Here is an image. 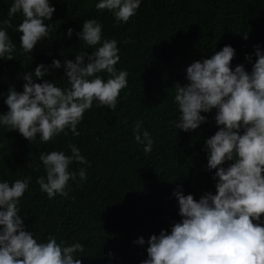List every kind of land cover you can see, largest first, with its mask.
I'll list each match as a JSON object with an SVG mask.
<instances>
[{
	"label": "clouds",
	"instance_id": "1",
	"mask_svg": "<svg viewBox=\"0 0 264 264\" xmlns=\"http://www.w3.org/2000/svg\"><path fill=\"white\" fill-rule=\"evenodd\" d=\"M261 1L219 0L215 14L222 21L227 17L231 23L240 21L241 29L237 25L233 33L221 30L215 16L204 25L188 24L189 33L160 43L168 50L165 55L162 50L149 53L138 64L159 75L165 101L157 117L133 122L135 140L145 153H190L198 162L190 184L186 180L154 198L152 210L161 216L160 224L148 233L123 231L117 236L141 264H264V21L254 23ZM140 3L99 0L95 7L111 12L116 22L127 23ZM54 12L49 0H13L8 16L19 13L23 19L15 28L10 19L2 21L0 58L15 57L8 29L20 34L25 53L41 39L51 40L52 25L45 21H51ZM251 23L254 35L247 42ZM72 32L69 28L67 36ZM77 36L93 51L88 54L87 47L80 48L74 61H64L68 86L43 79L61 67L60 60L53 59L50 66L38 64L33 73L23 75L22 92L9 88L4 100L8 111L0 114V125L18 130L29 142L39 136L46 144L61 133L67 136L66 130L78 136L77 125L94 101L97 107L115 110L128 83L127 71L115 67L120 59L117 41L104 38L97 19L84 20ZM163 64L171 70L166 73ZM105 72L106 80L99 75ZM33 74L42 82H34ZM69 147L71 155L56 150L40 153L45 175L36 183L49 198L57 193L67 196L70 179L87 178L84 168L69 171L73 162L89 160L74 144ZM30 180L0 182V264H81L74 257L84 252L83 244L66 246L54 235L40 242L25 230L19 202ZM214 183L213 193L208 190Z\"/></svg>",
	"mask_w": 264,
	"mask_h": 264
},
{
	"label": "trees",
	"instance_id": "2",
	"mask_svg": "<svg viewBox=\"0 0 264 264\" xmlns=\"http://www.w3.org/2000/svg\"><path fill=\"white\" fill-rule=\"evenodd\" d=\"M218 1L141 0L136 14L127 23H118L108 10L96 9L99 0H49L55 12L52 20L45 23L52 25V39H41L31 53H25L20 46V34L8 29L16 49L13 59L0 58V114L8 111L4 100L9 88L22 92L23 75L33 73L38 64L50 66L53 59L60 60L61 67L50 70L43 79L54 81L62 88L68 86L64 61H74L80 48L87 47L77 36L86 19H97L104 38L117 41L120 59L115 67L128 73L127 86L121 90L115 110L97 107L94 101L77 125L78 136L66 130L67 136L61 133L46 144L39 136L29 142L18 130H7L0 125V182L7 180L11 184L16 179L31 178L20 198L19 214L24 218L25 230L31 231L34 238L46 242L49 235H54L58 243L64 240L66 246L74 242L83 244L84 252L74 257L81 264H141L137 254L133 255L125 244L118 242L117 236L123 231L148 233L160 224L161 216L152 210L154 198L159 192L166 194L180 187L186 180L190 184V175L198 162L190 153L173 155L170 150L145 153L135 140L133 122L142 124L157 117L165 101L159 88V75L150 66L138 64L149 53L162 50L165 55L168 50L160 47V43L189 33L188 24L204 25L215 16L221 22V30L233 33L237 25L241 29L240 21L231 23L229 17L222 21L215 14ZM12 2L0 0V26L5 19H10L14 28L22 22L19 13L8 16ZM262 21L264 0L254 15V23ZM69 28L73 29L71 37L66 34ZM254 29L251 23L247 42L251 41ZM84 51L90 54L93 49L87 47ZM163 68L166 73L171 70L168 64H163ZM99 75L108 78L106 72ZM32 79L42 82L34 74ZM70 144L77 146L89 160L87 164L73 162L69 171L84 168L87 178L70 179L67 196L57 193L49 198L36 183L39 176L45 175L40 153L56 150L71 155ZM208 191L215 192V183Z\"/></svg>",
	"mask_w": 264,
	"mask_h": 264
}]
</instances>
